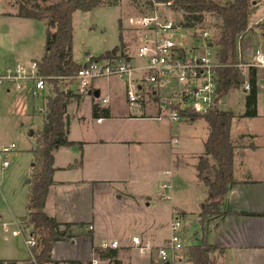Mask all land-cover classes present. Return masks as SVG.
Masks as SVG:
<instances>
[{
	"label": "rangeland",
	"instance_id": "374dc122",
	"mask_svg": "<svg viewBox=\"0 0 264 264\" xmlns=\"http://www.w3.org/2000/svg\"><path fill=\"white\" fill-rule=\"evenodd\" d=\"M37 1L50 4L58 0ZM111 1L116 3L111 5L104 3L88 11L75 10L73 12V57L77 63L83 65L89 57L99 58L115 48L118 52L122 49L126 50L125 43L130 51L136 54L141 32L132 28L130 20L143 14L142 6L138 0ZM216 1L226 4L231 0ZM17 2L18 0H0V66L19 63L30 71L32 62L39 60L45 54L47 23L45 20L19 16ZM159 12L162 16L171 14L173 17H180L179 13L167 10L165 7H162ZM213 24L214 20L208 16L204 22L205 28L213 32ZM249 26L252 29L246 39L244 40V36L238 45V53L243 55L242 61L245 62L250 61L254 48L259 47L264 51V0L251 9ZM185 41L190 42L191 40L186 37ZM262 76L263 73L258 71V77ZM108 79H97L96 85L103 90ZM28 85L30 86L31 82H28ZM78 85L79 81L74 80L70 87L76 92ZM6 87L10 86L0 87V144L13 143L14 150L9 155L10 166L0 171V258L25 259L30 256V250L24 237L20 233H15L18 231L15 221L19 222L24 236L28 237L29 230L24 224L25 220L21 221V217H28L29 212L27 207L31 190L29 180L33 176L35 163L33 149L36 147V138L34 134L43 126L44 114L41 108L44 106L46 96L53 93V88L51 84H48V91L43 90L39 96L33 98L27 89L16 92L10 87L11 92H7ZM246 93L242 87L233 89L219 99L218 106L221 110L233 113L231 134L234 140L242 144L243 139L239 141L241 134L254 133L256 135L244 139L245 142L260 144L264 148V86L261 84L258 86V114L255 117L241 116L245 111ZM108 97L117 110L123 108V92L113 93ZM133 123V127L144 129L150 128L153 122L140 120ZM155 123L167 125L169 129L170 125L176 127L177 135L173 138H177L179 143L171 144L168 138L164 141L166 143L156 146L157 151L152 154L145 152L146 144H144V160L154 154L149 187L134 180L128 185L119 186L120 190H116L114 195L105 193L104 187L96 184L87 186L78 184L70 192L64 191L65 188L63 190L55 188L52 203L56 209V216L59 220H68L65 222L73 224L72 231L75 236L77 235L78 249L85 251L88 248L90 237L86 235L85 226L93 220L96 223V238L111 240L118 236L121 239L120 243L126 244V246H121L124 248L120 250L118 256L122 264H163L154 256L141 255L138 249L131 247V238L135 232L141 234V230L148 231L147 238H150V233L154 231L159 232V235L157 234L159 237H170L173 233L171 222L179 216L176 210L181 209L180 205L185 204V201L188 203L186 207L188 214L187 217L182 218L185 224L178 230L183 244L187 247L202 241L201 224L193 213L195 211L193 204L200 194L203 195L206 186L200 179L197 180V184H192V181L191 184H186L187 188L182 187V182L196 173L193 163L197 162L199 156L204 153V144L196 141L194 145H190L181 134L194 129L197 134L208 135V124L204 119L191 121L186 118L179 121L163 118ZM179 125L184 128L178 130ZM75 133L73 131V135ZM246 135L250 136V134ZM172 147L176 149L175 152L172 151ZM185 153L189 155H184ZM182 156L189 157V161H185L184 165L179 161L180 165H178L176 160ZM251 158L253 157L245 155L237 159L236 165H241L240 161H247ZM245 172L243 168L238 176ZM70 173L72 172L68 174ZM165 180L170 182H167L166 186L163 185ZM165 241L160 245H163ZM62 245L66 243L60 244L58 250L63 255L66 252H72L70 249L62 251L64 250ZM186 247L177 254L171 264H192L187 260ZM239 253L240 255L236 252H229L231 256L229 264H264V251L242 250ZM108 263L104 261L103 264Z\"/></svg>",
	"mask_w": 264,
	"mask_h": 264
},
{
	"label": "trees",
	"instance_id": "16d2710c",
	"mask_svg": "<svg viewBox=\"0 0 264 264\" xmlns=\"http://www.w3.org/2000/svg\"><path fill=\"white\" fill-rule=\"evenodd\" d=\"M261 1L263 0H231L226 4L216 0H173L172 2V8L179 13L182 26L186 28L206 29L204 26L206 18L209 16L214 20L211 40L220 64L217 69L219 99L233 89L243 88L245 76L240 67L243 61L238 53V45L252 29L249 26L251 9ZM104 3L111 5L116 2L111 0H58L50 4H42L37 0L17 2L19 16L41 19L47 23L45 54L36 60V63L38 74L52 85L53 93L46 96L44 123L34 134L36 138V147L33 149L34 172L27 203L28 217L24 221L27 227H31V235L35 237L36 245L31 248L32 255L29 257L0 258V264H92L94 258L108 261V264H122L118 256L124 247L112 248L101 245H93V259L87 262L52 259L51 251L54 243L71 239L75 234L72 231V223L60 222L44 210L49 188L54 184V152L61 146L82 144L67 137V106L73 100L79 101L83 95L74 92L70 87L74 82L73 77L82 66L73 57L72 14L75 10L88 11ZM117 52L118 49L115 48L94 59L111 58ZM248 73L250 90L246 93L245 111L241 116L255 117L258 114L260 83L254 67H249ZM96 114L93 105V115ZM181 115L191 121L204 119L209 127V134L204 142V153L199 156L195 165L197 177L207 188V199L199 214L202 241L186 247L187 260L192 264H217L213 255L218 247L208 241L210 223L230 213L226 196L232 186L238 183L234 176V159L236 150L241 145L231 134L233 114H221L218 103L201 112L181 111ZM245 136L247 135L241 134L239 141Z\"/></svg>",
	"mask_w": 264,
	"mask_h": 264
},
{
	"label": "crops",
	"instance_id": "0c3cea01",
	"mask_svg": "<svg viewBox=\"0 0 264 264\" xmlns=\"http://www.w3.org/2000/svg\"><path fill=\"white\" fill-rule=\"evenodd\" d=\"M248 34L249 32L245 35L244 40ZM125 45L126 50L122 49L113 57L130 58L129 56H135L128 48L129 46L126 43ZM47 85L44 89L46 91H48ZM261 85L264 86V83ZM5 90L11 92L10 87H6ZM96 91L99 92L98 95L95 94ZM117 92H123L124 105L121 110H117L110 103L111 100L108 97ZM103 98H107L109 101L103 102ZM23 100L25 101V98ZM93 105L96 108V115H93ZM134 105L136 106L134 107ZM134 105L129 103L126 96V86L120 77H110L103 90L94 81L91 88L83 93L79 101L73 100L68 104L69 128L67 129V137L69 140L82 142V144L61 146L54 152V184L49 188L44 208L48 215L55 217L60 222L68 221L59 220L56 216V209H54L52 203V194L55 188L62 190L65 188L64 191L70 192L78 184L83 186L96 184L104 187L105 193L114 195L116 190H120L119 186L128 185L134 180H138L145 187H149L151 183L149 182V176L153 169L151 165L154 164V154L144 160V144H146L145 152L152 154L157 151L155 147L161 143H166L164 141H167L168 138H170V143L174 145H177L179 140L173 138L177 135L176 127L170 125L169 129L167 125L155 123L163 119L156 117L159 113V107L154 99L148 97ZM44 109L43 106L41 108L43 114ZM100 118L102 120L98 121ZM140 120H151L153 123L150 128L138 129L133 127V122ZM178 127V130L184 128L181 125ZM73 131L76 132L74 135ZM246 134H250V136L247 135L243 138L244 143L240 144L241 147L236 152L234 159V176L238 183L232 186L226 196L227 208L230 213L210 223L211 231L208 234V241L218 247L213 255V259L217 264H229L231 258L229 252H236L240 255L239 252L242 250L264 251V148L260 144L245 142L246 139L256 135L254 133ZM181 136H184L183 139L189 142L190 145H194L196 141L204 144L208 135L202 136L192 129L188 133L181 134ZM190 145L187 144L188 147ZM175 150L172 147V151L175 152ZM184 155L189 154L185 153ZM245 155L253 158L250 159L251 161L249 159L240 161L241 165L238 164L237 166V159L245 157ZM186 158L184 156L178 158L176 160L177 164L180 165V161L184 165L185 161H189V157ZM196 163V161L193 163L196 173L191 175V178L184 179L182 187L187 188L186 184H191V181L192 184H197L199 178L197 177ZM243 168L246 172L238 176ZM69 172L72 173L69 175ZM167 182L170 183L165 180L164 184ZM204 191L203 195L200 194V197L193 204V207H195L193 213L197 216V219H199L202 205L207 199V188ZM184 203L180 205L181 209L176 210L182 218L187 217L188 214L186 209L188 203L187 201ZM90 225L93 227L92 229H89ZM26 228L29 230V235H31V227L26 226ZM85 228L86 235L90 237L88 238L89 246L85 251L77 248L78 238L76 235L71 239L55 242L51 251L52 259L87 262L93 259V245L99 246L103 241L110 242L114 239L121 242L118 236L111 238V240L96 238V223L93 220H90ZM147 232L141 230V234L135 232L133 236L139 234L141 237L151 240L155 245L162 244L168 238L159 237V232L156 231L150 233V238H147ZM62 243H66V245H62L64 247L62 251L70 249L72 252H66L64 255L59 252L58 246ZM121 246H126V244L121 243ZM248 262L250 263V261Z\"/></svg>",
	"mask_w": 264,
	"mask_h": 264
},
{
	"label": "built area",
	"instance_id": "2783aa9c",
	"mask_svg": "<svg viewBox=\"0 0 264 264\" xmlns=\"http://www.w3.org/2000/svg\"><path fill=\"white\" fill-rule=\"evenodd\" d=\"M144 10L143 14L132 18V28L141 32V40L135 56L93 59L89 57L73 77L79 81L77 93H86L97 79L120 77L126 86V96L130 104L151 97L159 107L156 116L179 121L183 118L181 111L201 112L209 109L219 101L218 67L220 66L212 42L213 32L202 28L182 26L181 17L171 14L162 16L159 10L165 7L173 11V0H138ZM141 10V11H142ZM198 29V30H197ZM189 37L190 42L185 38ZM243 55H240L242 58ZM245 80L243 89L250 90L248 68L254 67L263 73L259 83H264V51L256 47L251 52L249 62L240 64ZM31 82V85H28ZM47 81L38 74L36 60L28 71L21 64L0 66V87L10 86L16 92L28 90L32 97H37L46 88ZM107 102V98H103ZM102 119H98L101 121ZM14 144H0V171L10 164V153ZM167 184L165 183L164 186ZM1 190V185H0ZM18 231L30 250L36 245L33 235L25 237L19 222H15ZM185 224L179 215L171 222L173 233L163 245H155L151 240L140 235L131 238L132 246L144 256H154L163 264H170L177 254L186 246L178 230ZM93 227L90 225L89 229ZM102 247L119 248L118 239L103 241ZM104 261L94 258L92 264H103ZM55 264V263H47Z\"/></svg>",
	"mask_w": 264,
	"mask_h": 264
},
{
	"label": "water",
	"instance_id": "95a60500",
	"mask_svg": "<svg viewBox=\"0 0 264 264\" xmlns=\"http://www.w3.org/2000/svg\"><path fill=\"white\" fill-rule=\"evenodd\" d=\"M212 44L213 43H209L210 46H212ZM106 54H107V52H106ZM95 94L98 95L99 92L96 91ZM221 114H223V115H227V114L232 115L233 113L229 112V111L221 110ZM66 121H67V129H68L69 128V116L68 115H67V120ZM31 134H33V131H31ZM29 181H31V180H29ZM26 219H27V216L21 217V221H24Z\"/></svg>",
	"mask_w": 264,
	"mask_h": 264
}]
</instances>
